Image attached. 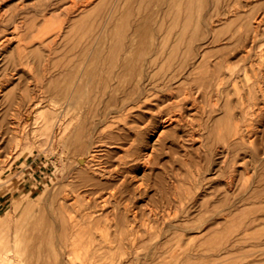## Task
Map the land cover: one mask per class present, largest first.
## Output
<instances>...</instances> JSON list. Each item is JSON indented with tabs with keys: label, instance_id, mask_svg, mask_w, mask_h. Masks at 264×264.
<instances>
[{
	"label": "rangeland",
	"instance_id": "1",
	"mask_svg": "<svg viewBox=\"0 0 264 264\" xmlns=\"http://www.w3.org/2000/svg\"><path fill=\"white\" fill-rule=\"evenodd\" d=\"M255 3L0 0V256L9 255V264H46L53 251L59 257L70 251V264H264V117L255 115V123L247 125L241 97L246 69L264 79V65L257 62L262 53L258 39L246 29L249 18L255 20ZM245 12L251 13L249 18ZM95 42L102 46L105 62L98 64L95 77H88L93 83L85 85L87 95L65 100L72 91L70 82L78 79L60 76L59 67L69 59H89ZM126 56H133L135 67L126 75L130 83L118 75L120 59ZM148 58H158L152 70L160 84L151 89L152 100L121 109L119 101L128 96L129 85L151 72ZM193 63L199 66L189 74ZM181 64L185 72L168 80ZM216 68L230 74L218 92L206 81ZM250 74V80L259 78ZM55 76L61 79L59 87ZM121 79L124 85H116ZM200 79L205 83L200 85ZM125 84L126 91L120 88ZM54 86L60 94L54 95ZM199 87L194 104L187 93ZM55 98L63 106L69 103L64 123L76 115L67 129L44 123V115L52 118ZM93 102L99 105L95 112L89 110ZM179 113L180 121L153 145L148 162L149 123H159V114ZM97 118L105 130L95 138L90 126ZM100 137L107 148L102 160L113 172L125 174V183L114 187L115 195L102 201L97 187L84 181L87 168L92 174L90 167L82 169L76 161V155L95 146L91 138ZM110 184L103 185L104 191ZM73 190L81 204L106 210L119 206L126 213L100 218L77 238L68 231L65 236L59 219H52L63 195ZM41 205L50 209L52 226L45 216L48 221L38 222L41 235L35 243L22 235L16 238V230L27 224L20 220L23 207L42 215L46 209ZM47 223L51 238L46 237Z\"/></svg>",
	"mask_w": 264,
	"mask_h": 264
},
{
	"label": "bare ground",
	"instance_id": "2",
	"mask_svg": "<svg viewBox=\"0 0 264 264\" xmlns=\"http://www.w3.org/2000/svg\"><path fill=\"white\" fill-rule=\"evenodd\" d=\"M257 1V3H255V5H254V7H255V13L254 14H252L253 15V17L255 18V20H251V18H249V16L251 15V13H249V12H245V17L246 18H249V24L248 23H246V29H247V31H248V29H250L251 31H252V34L256 37L255 39H254V41H256L257 39H258V45L257 46H259L260 47V49H261V51H262V53H260V55H259V57H258V60H257V62L260 64H258V66L259 67H261V66H263L264 64V0H256ZM90 3H91V1H89ZM89 2H87V3H89ZM247 3H245V5H246ZM243 6H244V4H243ZM198 10H199V8H198ZM252 21V22H251ZM185 26H186V24L185 23H183V25H182V30H184V28H185ZM122 28V27H121ZM143 27L141 26V25H138V27H137V31H140L141 29H142ZM123 29V28H122ZM60 31H61V29H59ZM58 30V31H59ZM72 30V29H71ZM59 31V32H60ZM117 31V30H116ZM62 33V32H61ZM54 34H55V36H56V38L58 37V35H56V33L54 32ZM91 35V34H90ZM49 36V35H48ZM54 36V37H55ZM92 36H94V34H92ZM91 36V38H94V37H92ZM54 37H52V39L54 40L55 38ZM95 37L96 38H98V36H97V34L95 35ZM5 38H7V37H5ZM4 38V39H5ZM10 38V37H9ZM3 39V40H4ZM46 39V38H45ZM44 39V40H45ZM51 39V40H52ZM2 40V41H3ZM8 40V39H7ZM52 40V42H54ZM92 40V39H91ZM95 40V39H94ZM94 40L92 41V42H94ZM97 40V39H96ZM41 41V40H40ZM44 42V41H43ZM51 42V41H50ZM97 42H99V40H97ZM97 42H95L96 43V45L95 44H90V45H93L92 47H91V49H92V51H91V49L89 50V52L90 53H92V56H90V58L88 59V57L89 56H81V57H79L78 59H69L68 61H66L67 60V58H66V60H64V61H66V63L65 64H63V66L62 67H59L60 69L58 70L59 71V75L60 76H63V77H65V78H68V77H71V76H74V77H76V79H78V81L74 84V82L72 83V82H70V84H69V86H70V88H71V94H66V99L65 100H69V101H71L74 97H76V96H84V95H87L86 93V91H87V89L85 88V85L89 82V81H91L90 79H88V77L89 78H91V76H93V77H95L97 74H98V72H97V66H98V64H100V63H103V62H105V56L101 53V50L102 49H100V47H102L101 45H100V47L97 45ZM0 43H2V42H0ZM90 45H88V46H90ZM85 47V46H84ZM83 47V48H84ZM248 52H249V50H247ZM81 52H82V50H81ZM103 52V51H102ZM80 53V52H79ZM103 53H105V52H103ZM102 54V55H101ZM81 55V54H80ZM251 55V54H250ZM249 55V56H250ZM79 56V55H78ZM75 57V56H74ZM132 57L133 56H126V57H124L123 59H120V67L122 68L121 70H119L118 72V75H119V77L121 76L122 78L124 77V81L126 82V80H127V83L130 81V78L128 79H126V75L127 74H129V75H131L133 72L131 71V70H134L135 69V67H134V63H132L131 61H132ZM71 58V57H70ZM105 59V60H104ZM254 60V59H253ZM256 60V59H255ZM108 61V60H107ZM158 62V58H148V67L149 68H151V72L150 73H147L146 72V74H144V76H142L141 78H140V81L138 82V81H134L133 83H131L129 86V88L128 89H126V87H128L127 86V84H125L126 86H124V87H120L121 89H123L124 91H126L127 90V93H128V96H126L125 97V95L123 96V97H119L120 98V101L119 100H117L118 99V97H117V99H115L116 100V103H117V101H119L120 102V108L121 109H125V108H127V106H129V105H131V103H133L134 105L135 104H138L139 106H142V104H144V103H146L148 100H152V98H151V96H152V94H153V92H152V88H153V86H155V84L157 85H159L160 84V82L159 81H157V82H155L154 81V78H155V75H154V73H153V70H152V66L154 65V64H156L157 62ZM129 62H131L132 63V65H130L131 63H129ZM256 62V61H255ZM50 63V62H49ZM58 63V62H57ZM56 63V64H57ZM60 63V62H59ZM200 63V62H199ZM198 63V64H199ZM47 64H48V62H47ZM252 64V63H251ZM250 64V65H251ZM262 64V65H261ZM52 65V64H51ZM60 65H62V64H60ZM253 65V64H252ZM254 65H256V63H254ZM253 65V66H254ZM44 66V65H43ZM52 66H54V65H52ZM51 66V67H52ZM181 66H182V64L180 65V67H179V73H177L176 75H172V77H169V79L168 80H170V79H173V78H175L176 76H180V73H184L185 72V69H184V67H182L181 68ZM198 66L199 65H197V66H195V63H193V66L192 67H194V68H191V70L190 69H188V72H189V74L191 73H194L195 71H196V69L198 68ZM55 67H57L56 65H55ZM255 67V66H254ZM256 67H257V65H256ZM255 67V68H256ZM48 68L50 69V67L48 66ZM134 68V69H133ZM162 68V67H161ZM246 69V68H245ZM250 69V68H249ZM46 69L44 68L43 70H42V73H43V71H45ZM51 70V69H50ZM50 70H47V71H50ZM54 70H56L55 68H54ZM247 70V71H246ZM245 71L247 72V80H246V85H245V87H244V90H245V94H244V96H241L242 98H243V100L242 101H244V103H245V105L243 106V109H242V113L245 115V117L246 118H248L249 119V121L247 122V125H248V123L250 124V125H252V123H255L254 122V120H255V118H254V116L255 115H261L262 117H264V79L263 78H261V77H259V76H255L256 75V73H258V72H256L255 70V75L253 74L252 75V73L250 74V73H248V71H250V70H248V69H246ZM39 71V70H38ZM37 71V72H38ZM53 71V70H52ZM214 72H213V75H211V76H209V78H206V81H207V85H209L211 88H213L214 86H216V87H214V90H216L217 92L219 91V87H220V83H221V81L223 80V79H225V78H227L230 74L227 72V71H224V70H221L220 68H216V69H214L213 70ZM244 71V72H245ZM251 71H253V69L251 70ZM261 71H263V70H261ZM36 72V73H37ZM117 72V71H116ZM245 72V73H246ZM42 73H40V74H42ZM261 73V72H260ZM44 74V73H43ZM48 74H49V72H48ZM111 74V73H110ZM124 74H125V76H124ZM248 74H250V76L252 75L253 77H259V78H255V80H250V77H248ZM259 74V73H258ZM262 74V73H261ZM123 75V76H122ZM128 75V76H129ZM263 75V74H262ZM261 75V76H262ZM46 76V75H45ZM48 76V75H47ZM50 76V75H49ZM68 76V77H67ZM36 77H37V75H36ZM40 76L38 75V78H39ZM44 77V76H43ZM43 77H41V78H43ZM55 77H57V76H55ZM59 77V76H58ZM58 77H57V79L56 78H54V80H58L57 82H56V86H58L59 85V83L58 82H60V80L58 79ZM118 77V78H119ZM120 77V78H121ZM264 77V76H263ZM35 78V77H34ZM53 78V77H52ZM119 78V79H120ZM44 79H46L45 77H44ZM64 79V78H63ZM62 79V80H63ZM54 80H52V81H54ZM122 80V79H121ZM121 80H118L119 82L116 84V85H119L121 82H123V83H125L123 80L121 81ZM156 80V79H155ZM201 81H200V85H202V84H204L205 82L204 81H202L203 79H200ZM243 81H244V79H242ZM242 80H240V81H242ZM38 81V80H37ZM43 81L44 80H42L41 82L43 83ZM51 81V80H50ZM67 80H65V82H66ZM106 81H108V80H106ZM110 81V80H109ZM108 81V82H109ZM39 82V81H38ZM40 82V83H41ZM45 82V81H44ZM48 82V81H47ZM92 83H93V81H91ZM117 82V81H116ZM159 82V83H158ZM40 83H39V85H40ZM41 83V84H42ZM52 83H54V82H52ZM130 83V82H129ZM163 83V85L164 86H166L167 85V81H165V78H164V81L162 82ZM48 84V83H47ZM49 84H50V82H49ZM106 84V83H105ZM107 84H109V83H107ZM234 84V83H233ZM241 84V83H240ZM43 85V84H42ZM41 85V86H42ZM51 85L52 84H50V86H48L49 87V90L51 89L50 87H51ZM115 85V86H116ZM121 86L122 85H124V84H120ZM242 85V84H241ZM59 86H61V85H59ZM58 86V87H59ZM45 87H46V85H45ZM44 87V88H45ZM55 87V86H54ZM242 87V86H241ZM42 88V87H41ZM47 88V87H46ZM57 87H55L54 89L55 90H53V93H54V91L56 92V89ZM116 88V87H115ZM27 89V88H26ZM118 91L120 90L119 88H116ZM126 89V90H125ZM44 90V89H43ZM51 91V90H50ZM58 91V93L56 92L54 95H56V94H60L61 92H59L60 90H57ZM202 92V89L199 87V88H197V90H195V89H191V90H189V93H187V97L186 98H188L189 96H193V103L195 104V98H196V94L198 93V92ZM45 92V91H44ZM212 92H214V91H212ZM52 93V94H53ZM45 94V93H44ZM93 95V94H92ZM40 96V95H39ZM60 96V95H59ZM97 96H98V94H97ZM112 96V95H111ZM51 97H52V95H51ZM55 97H58V96H55ZM87 97H91V94L89 95V96H87ZM87 97L85 98V100H87ZM42 98V97H41ZM41 98H39V99H41ZM54 98V97H53ZM82 98V97H81ZM98 98V97H97ZM244 98H245V100H244ZM38 99V100H39ZM51 99V98H50ZM49 99V100H50ZM89 99V98H88ZM93 99L95 100L96 99V97H93ZM100 99V98H99ZM110 100H111V98H109ZM44 100V99H43ZM90 100V99H89ZM97 100V99H96ZM110 100H108L107 99V105L106 106H110V105H108V101H110ZM114 99L112 100V101H115ZM163 100V99H162ZM41 101V100H40ZM68 101V102H69ZM88 101V100H87ZM91 101V100H90ZM97 101H99V100H97ZM96 101V102H97ZM14 102V101H13ZM37 102V101H36ZM42 102V101H41ZM44 102V101H43ZM54 109H53V112H52V118H49V116L48 115H44V123L46 124V126H50V124H52V125H54V126H56V125H58V128L60 127H64L65 129H67L66 127H68L69 125H71L72 124V121H73V119L76 117V115H74V118L72 117V118H70V120H68L66 123H64V118H65V116L67 115V113H69V111L67 110V111H65L64 112V109H65V107L67 106V104H69V103H65L66 104V106H63V104L61 105V103L59 102V99H57V98H55L54 99ZM106 102V101H105ZM71 103V102H70ZM109 103H111V102H109ZM33 104V103H32ZM41 103L39 102V105H40ZM93 104H94V102H93ZM97 105V107H95ZM94 104V105H91L92 107H90L89 105V110H91L90 108H92V110L91 111H93L94 109L93 108H96V110H98V107H99V105L98 104ZM105 105V104H104ZM34 106H37V105H34ZM105 106V107H106ZM38 107V106H37ZM119 108V109H120ZM105 109H107V108H105ZM104 109V110H105ZM108 109H109V107H108ZM107 109V110H108ZM87 110V109H86ZM100 111V110H99ZM106 111V110H105ZM105 111H101V112H103V113H105ZM109 111V110H108ZM94 112H95V110H94ZM96 112H98V111H96ZM107 112V111H106ZM84 113V111H82V113H80V115H82ZM108 113V112H107ZM241 113V114H242ZM95 115H98V117H99V115H100V113H96ZM101 115H102V117L104 118V116H103V114L101 113ZM101 117V116H100ZM99 117V118H100ZM101 117V118H102ZM99 118H97L98 119V121H94V122H91L92 123V125L90 126L91 127V129H92V132L90 133L91 134V137L92 136H94V134L95 133H100V132H103V130H105V127L104 128H102L105 124L101 121V123H100V121H99ZM103 118H102V120H103ZM180 119H181V113H179V115H177V114H169V115H165V114H159V123H157V124H155L154 122H153V124H151V123H149V127H151L150 129H152V134H151V137L149 138V145H148V149L145 151V153H144V158H146V160H148V162H149V160H151V151H152V149L154 148V144L156 143V142H158L161 138H162V136L165 134V132L167 131V129H168V127L170 126V125H172L173 123H175L176 121H180ZM105 120V119H104ZM106 121V120H105ZM256 121V120H255ZM107 122H108V120H107ZM106 122V123H107ZM152 125H153V128H152ZM58 128H57V130H58ZM63 128V129H64ZM70 128V127H69ZM91 129H90V131H91ZM103 129V130H102ZM109 129V128H108ZM99 130V131H98ZM80 132H78V134L80 135V136H82L81 134H82V128L79 130ZM105 133V132H104ZM106 133H107V130H106ZM96 135V134H95ZM100 135H98V137H99ZM107 136H109V135H107ZM95 137V136H94ZM97 137V136H96ZM95 137V138H96ZM101 137H103V136H101ZM97 138V140H95V139H93V138H91L92 140H90L89 141V143L91 144H95V146H93L92 147V150L90 149H88L89 151H85V152H82V154H79V155H76V161H77V163H78V165H79V167L81 166V167H83V166H85V167H83L82 169H86L87 167L86 166H89L90 167V169L89 170H91V172H92V174L90 173V174H88V168L86 169V176H84L83 174L84 173H82V176H84V181L85 182H87L88 184H91V185H94V186H96L97 188V190L95 191V192H97V194H98V196H99V199L101 198V201L102 200H108V198L109 197H113L114 195H115V191H114V187H116L117 185L116 184H119V185H121V184H124L125 183V174H121V173H119L118 171H114L113 172V170H111L109 167H108V165H106L105 164V161L104 160H102V157L104 156V154H106V146L104 145V139H102V138ZM105 137V136H104ZM103 137V138H104ZM110 138H111V136H110ZM106 139H108V138H106ZM82 140H84V139H82V138H80L79 137V142L81 141V144H85L86 142H85V140L84 141H82ZM109 140V139H108ZM107 143H108V141H107ZM106 143V144H107ZM109 143H111V142H109ZM90 146V145H89ZM105 146V147H104ZM224 151V150H223ZM220 152V151H219ZM77 171H80V172H82L81 170H77ZM83 172H85V171H83ZM118 172V173H117ZM80 174V173H79ZM81 178H83V177H81ZM106 183H111L110 185H109V187H111V189L109 190V189H107L106 191H104L105 189L104 188H106V186H103V185H105ZM116 185V186H115ZM118 191V190H117ZM116 191V192H117ZM141 192H135L134 191V194L135 195H139ZM70 194H72V196H70ZM72 197V198H70V197ZM30 198H31V196H30ZM32 200V199H31ZM51 201V200H50ZM81 196H80V194L78 193H76V192H74V190H73V192H71V193H68L67 194V192H66V196L65 195H63V198L61 199V201H60V203H58V205H57V212L54 214V215H56L53 219H52V217H50V219H48V212H47V210H50V209H48L47 208V206H45V209H46V212H45V210H44V208H43V211H44V213H42L41 211L42 210H40V212L42 213V215L41 214H39L38 213V211H36V209H34V211L33 212H31V207H23L24 209H22V212L20 213V220L22 219V220H26V222H27V224L25 223V225H26V227L24 226H22L21 228H19V229H17L16 230V233L14 234V236L17 238V236H19V235H22V236H24V237H28V238H30V240L32 239L33 241H34V238H36L37 239V237H39L41 234H40V232H37V230H38V222H40V221H44L45 219H44V217L45 216H47V217H45V218H47L50 222H48L49 224H51L52 222H51V219H52V221H54V220H56V219H59V221H60V226L62 227V233L65 235V236H67L66 235V232L68 231V233L67 234H71V235H73L74 236V238H77L78 236H81L83 233H84V231L87 229V227H90L91 225H94V224H96L97 223V221L98 220H100V218H105V219H107V218H109L111 215H114V217H117L118 215H123L124 213H126V212H124L122 209H120L119 208V206H117V207H114L112 210L110 209V210H106V209H104V208H97V207H95V206H93V205H89L88 203H87V205H85V202H83V204H81ZM51 203V202H50ZM48 204H49V202H48ZM54 204V203H53ZM81 205H83V207L81 206ZM39 206V205H38ZM42 206V205H41ZM44 206H42V207H44ZM51 206H52V203H51ZM77 206H79V207H77ZM40 207V206H39ZM54 206H52V208H53ZM56 207V206H55ZM80 207H82V208H80ZM117 208V209H116ZM39 209H42V208H39ZM53 210V212H54V209H52ZM51 213V212H50ZM49 213V214H50ZM52 215V214H51ZM53 216V215H52ZM47 220V221H48ZM46 221V220H45ZM46 221V222H47ZM45 222V223H46ZM45 224L46 226L47 225H49V224ZM23 224H24V222H23ZM43 225H44V223H42ZM45 226V227H46ZM50 226V225H49ZM51 226H52V224H51ZM50 226V227H51ZM43 230V229H42ZM45 230V229H44ZM44 230H43V232H44ZM47 230H49V231H51L52 230V227H51V230L50 229H48V226H47V229H46V233H47ZM45 233V232H44ZM44 233H42V234H44ZM46 233H45V235H46ZM48 235H46V237L47 236H50L49 234L50 233H47ZM52 235V234H51ZM63 236V235H62ZM27 238V239H28ZM50 238H51V236H50ZM27 241V240H26ZM28 243H29V240L27 241V245H28ZM34 243H35V241H34ZM33 243V244H34ZM32 244V243H31ZM37 245V244H36ZM32 246V245H31ZM29 247V248H32V247ZM35 247V246H34ZM28 248V249H29ZM54 248H52V250H53ZM34 250V249H33ZM51 250V249H50ZM54 253H55V256H54V253H52V255H53V259L50 261V255L48 254V256H50V257H48L47 259L49 260V261H47L46 262V264H70L69 262L71 261V260H73V257H72V259H71V252L70 251H68V253L66 252V253H64V255L63 256H61V257H59V255H57L56 254V252L55 251H53ZM49 253H51V252H49ZM55 257V258H54ZM46 260V259H45ZM9 262L11 263L12 262V258L9 256V255H7V256H0V264H9ZM45 263V262H44Z\"/></svg>",
	"mask_w": 264,
	"mask_h": 264
}]
</instances>
